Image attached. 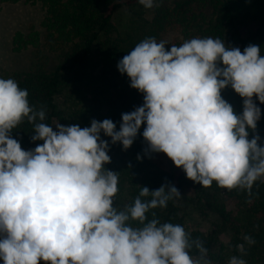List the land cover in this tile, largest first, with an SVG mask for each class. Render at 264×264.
Returning a JSON list of instances; mask_svg holds the SVG:
<instances>
[{
  "label": "clouds",
  "instance_id": "clouds-1",
  "mask_svg": "<svg viewBox=\"0 0 264 264\" xmlns=\"http://www.w3.org/2000/svg\"><path fill=\"white\" fill-rule=\"evenodd\" d=\"M147 9L155 0H138ZM147 37L117 64L144 103L122 114L119 131L111 119L90 127L44 123L46 110L29 102L27 89L0 78V260L3 264H212L208 249L180 224L161 222L150 210L181 196L175 186L141 187L132 205L114 207L118 173L101 132L130 148L142 125L149 150L164 153L188 179L203 187L251 191L264 182V146L255 132L264 104V56L249 45L243 52L220 38L194 37L180 46ZM243 98L234 112L221 91ZM27 120L34 150H23L10 133ZM139 158V157H138ZM150 197V199H142ZM130 221L139 225L133 227ZM254 245L251 236H244ZM195 247L198 255H191ZM228 264H247L244 244Z\"/></svg>",
  "mask_w": 264,
  "mask_h": 264
},
{
  "label": "trees",
  "instance_id": "trees-1",
  "mask_svg": "<svg viewBox=\"0 0 264 264\" xmlns=\"http://www.w3.org/2000/svg\"><path fill=\"white\" fill-rule=\"evenodd\" d=\"M158 6L151 8L152 21L146 28L147 37L161 38L174 34V43L180 46L194 37L220 38L228 47H238L242 52L249 45L260 48L264 56V0H155ZM22 3L38 7L43 12L40 30L33 27L29 34L17 35L14 51L31 48L33 62L58 59L61 63L53 71L40 68L25 74H9L0 69V78H13L19 87L27 89L29 102L46 110L44 123L54 126L64 121L56 104L65 83V75L81 90L84 107L70 115V125L90 127L92 120L102 122L111 119L119 131L122 114L130 113L144 103V94L130 86L127 74H121L118 62L127 53L122 41L113 38V20L124 9L137 13L141 8L138 0H0V5ZM140 6V7H139ZM130 38H128L129 40ZM129 52V51H128ZM224 100L232 105L238 115L243 113V98L230 86L221 91ZM261 109V118L255 132L248 129L249 140L260 136L264 146V104L255 96ZM142 125L132 146L125 150L122 143L113 144L111 138L101 132V139L108 141L111 162L107 170L118 173L119 191L114 197V207L123 210L132 205L141 187L150 191L162 185L175 186L188 205L202 219H212L208 232L185 228L179 198L168 202L166 208L150 210L163 222L180 224L190 233L192 240L199 239L208 249V259L216 264H228L232 256H240L238 244H244L247 255L242 258L247 264H264V182L257 181L250 192L218 187H203L187 178L182 168L174 165L164 153L149 150L143 138ZM23 150H34L43 141H33V125L27 120L10 133ZM139 157V158H138ZM150 199V197L142 198ZM232 206V209L228 207ZM133 227L139 225L130 221ZM251 236L254 245H248L244 236ZM225 237L227 243L222 242ZM191 255H198L193 247Z\"/></svg>",
  "mask_w": 264,
  "mask_h": 264
},
{
  "label": "rangeland",
  "instance_id": "rangeland-1",
  "mask_svg": "<svg viewBox=\"0 0 264 264\" xmlns=\"http://www.w3.org/2000/svg\"><path fill=\"white\" fill-rule=\"evenodd\" d=\"M140 7V6H139ZM151 9H147L141 6L140 11L137 10L138 15H133V12L127 9L122 10L113 20L114 35L113 38L120 43L123 50L128 54L134 47L142 41L143 35L147 32L146 28L152 21ZM43 20V12L38 7H31L22 3L12 5H0V69L5 70L9 74H25L35 68H40L46 71H53L61 61L49 57V60L41 62H33L31 48L23 49L20 52L14 51V39L17 35L29 34V29L33 27L35 30H40V25ZM128 38H130L128 40ZM175 35L166 34L161 38H156L157 41H167L165 45L167 50H170L171 45L174 43ZM129 51V52H128ZM65 83L61 90V93L56 98V104L61 112V118L64 121L56 122L64 126L70 125V115L83 110L82 95L78 92L81 90L78 88L77 83L71 82L70 76L65 75ZM55 123V124H56ZM55 124L53 130L57 131ZM105 165L104 167H106ZM106 169V168H105ZM179 205L181 208V215L185 218L186 230L208 232V228L211 226L213 220L202 219L196 214L192 208L188 205L187 199L179 197ZM232 209V206L228 207ZM222 242L227 243L225 237L222 238ZM0 264L3 261L0 260ZM40 264L45 262L40 261ZM216 264V263H212Z\"/></svg>",
  "mask_w": 264,
  "mask_h": 264
}]
</instances>
